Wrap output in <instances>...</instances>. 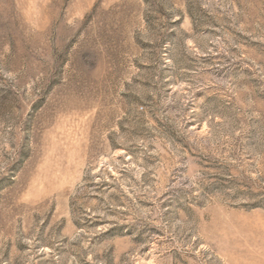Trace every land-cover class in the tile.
<instances>
[{
  "label": "rangeland",
  "instance_id": "rangeland-1",
  "mask_svg": "<svg viewBox=\"0 0 264 264\" xmlns=\"http://www.w3.org/2000/svg\"><path fill=\"white\" fill-rule=\"evenodd\" d=\"M0 264H264V0H0Z\"/></svg>",
  "mask_w": 264,
  "mask_h": 264
}]
</instances>
